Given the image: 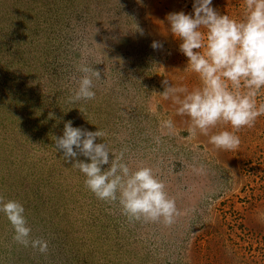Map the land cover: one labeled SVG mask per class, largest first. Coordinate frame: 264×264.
Returning a JSON list of instances; mask_svg holds the SVG:
<instances>
[{"label":"rangeland","instance_id":"rangeland-1","mask_svg":"<svg viewBox=\"0 0 264 264\" xmlns=\"http://www.w3.org/2000/svg\"><path fill=\"white\" fill-rule=\"evenodd\" d=\"M212 2L243 18L245 0ZM192 10V0H0V195L23 203L32 238L49 242L46 253L16 243L0 214V264H264V115L236 133V149H217L190 138V119L159 94L165 79L201 86L166 19ZM80 63L101 79L94 99L72 102ZM169 117L175 131L162 135ZM67 121L103 129L130 167H153L174 222L130 221L90 192L54 149ZM222 130L232 129L210 134Z\"/></svg>","mask_w":264,"mask_h":264},{"label":"clouds","instance_id":"clouds-1","mask_svg":"<svg viewBox=\"0 0 264 264\" xmlns=\"http://www.w3.org/2000/svg\"><path fill=\"white\" fill-rule=\"evenodd\" d=\"M192 9L191 13L171 12L166 19L168 30L180 41L179 51L187 57L186 70L198 74L201 86L189 90L186 86H169L165 79L159 94L177 106L176 115L190 119V138L202 134L217 149L234 150L240 144L236 133L253 127L264 115V103H257L264 90V0H245L240 20L221 14L212 0H192ZM151 47L162 49L163 44L153 41ZM76 71L80 75L69 100L94 99V81L101 79L100 72L87 63L78 64ZM221 124L230 125L232 130L210 134ZM160 129L162 135L173 134V119L161 120ZM106 135L101 128L90 131L67 121L63 134L52 139L55 152L62 151L63 159L70 160L72 167L83 174L85 186L98 199L118 204L130 221L173 223L177 215L175 200L168 195L157 171L143 163L130 167L124 150L108 147ZM97 138L102 142L97 143ZM156 139L159 142V137ZM0 214L11 225L16 243L40 253L48 251V240L32 238L23 203L0 195Z\"/></svg>","mask_w":264,"mask_h":264}]
</instances>
